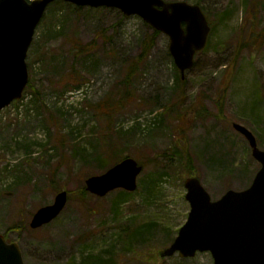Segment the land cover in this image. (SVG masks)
I'll return each instance as SVG.
<instances>
[{
    "label": "rangeland",
    "instance_id": "374dc122",
    "mask_svg": "<svg viewBox=\"0 0 264 264\" xmlns=\"http://www.w3.org/2000/svg\"><path fill=\"white\" fill-rule=\"evenodd\" d=\"M167 1L201 4L212 31L183 80L169 51L170 38L159 32L131 81L136 101L112 118V131L127 132L126 153L147 165L140 186L128 201L119 200L118 190L102 198L89 196L86 203L71 199L59 217L32 229V214L54 201L56 189L75 191L88 175L102 172L93 158L106 123L92 105L106 99L123 78L124 68L142 53V40L155 30L141 17L124 16L118 9L84 8L78 14L64 4L51 6L39 24L27 57L31 86L40 89L38 99L28 91L0 112V234L20 244L26 264L213 263L209 252L192 258L158 257L190 211L185 197L190 174L181 167L169 170L163 154L176 149L175 142H187L192 173L214 199L230 188L251 184L260 164L233 122L251 129L264 149V43L259 49L247 44L249 49L235 54L243 39L264 41V0ZM255 5L258 8L251 10ZM260 31V36L252 35ZM72 39L96 43L95 54L87 61L76 57ZM40 53L45 56L38 60ZM65 70L74 72L69 82L80 84L78 88L56 82ZM221 95L225 104L218 116ZM41 101L49 107L40 110ZM162 103H177L181 118L164 112ZM196 104L204 106L206 118L197 119ZM96 142L98 149L93 148ZM84 149L93 152L88 161L80 153ZM161 173L168 174L160 177ZM125 223L140 228V236L121 239L120 226Z\"/></svg>",
    "mask_w": 264,
    "mask_h": 264
},
{
    "label": "water",
    "instance_id": "95a60500",
    "mask_svg": "<svg viewBox=\"0 0 264 264\" xmlns=\"http://www.w3.org/2000/svg\"><path fill=\"white\" fill-rule=\"evenodd\" d=\"M57 0H0V111L19 100L29 82L27 55L36 28L47 7ZM78 6L113 7L125 15H137L170 38L169 51L182 77L194 66L197 51L207 43L210 25L198 4L166 0H63ZM252 147L261 168L250 187L229 189L217 200L196 176L185 181L190 202L187 221L173 243L161 253L181 257L210 251L213 264H264V150L246 126L235 123ZM143 166L126 157L102 174L87 178V190L104 196L124 188L134 191ZM67 191L57 194L54 203L41 207L31 226L38 228L54 220L65 208ZM0 264H25L18 243L0 235Z\"/></svg>",
    "mask_w": 264,
    "mask_h": 264
},
{
    "label": "trees",
    "instance_id": "16d2710c",
    "mask_svg": "<svg viewBox=\"0 0 264 264\" xmlns=\"http://www.w3.org/2000/svg\"><path fill=\"white\" fill-rule=\"evenodd\" d=\"M54 4H64L66 5V7H70L72 9V11L74 13H78L81 14L84 11V8H88V7H81V6H75L71 3H66L63 1H57L53 4H51L49 6V8L51 6H53ZM254 8H258L257 5L252 6ZM48 8V10H49ZM103 8H98V9H94V8H90L89 10H102ZM47 10V12H48ZM224 16H227L226 14ZM159 34V31L154 30V32L151 35H147L143 40V50L142 53L137 57L136 60H134L133 62H130L125 68H124V75L123 78H120V80H118L116 82V85L114 87V89L111 91L110 94L107 95L106 99H104L103 101L97 102L96 105H92V109L96 112L95 114L98 116V118L102 119L105 121L106 126L104 127V130L102 132V135L99 136L101 138H103V140L101 139L99 142V150L97 151V153L95 154V156L93 155V152H89L88 149H84L82 150L80 153H82L83 155V160L85 159L86 161H88L89 159H91L92 156H94L93 159H95V161L97 162L100 170H105L108 167H110L113 163L118 162L119 160L123 159L126 156H129L128 153H126L129 144V141H125L123 139L124 135H127L126 131H124L123 129L121 130H116L114 129L112 131V118L114 117V115L121 111V109L125 106H127L128 104L132 103L133 101H136V99H133V89H132V80L133 77L137 75V72L139 70V64L146 58H148L149 54H150V50L153 48L154 44H155V36ZM73 42H71V52L74 54H76L77 56H83L82 58L84 59V61H87L90 57H92L95 54V49H96V43H90V44H82L81 41L77 40V39H72ZM96 42V41H94ZM36 40L33 41L30 51L33 49V46L35 45ZM45 53H40L38 54V60L44 58ZM74 77V72L72 70H65L62 72V74L57 76V83H66L68 86H73L74 88H78L80 86V84H75L70 83L69 81ZM56 84L54 82H52V85ZM54 88V87H52ZM59 88V87H56ZM264 88V85H263ZM68 89V88H66ZM65 89V90H66ZM180 89V88H179ZM183 89V88H182ZM31 92L34 97L35 100L37 101L38 96L40 94V89L37 88L36 86H31V81L29 82L27 89L25 90L26 92ZM174 106L170 107L169 103L165 104L162 103L160 106L164 107V112H168L167 114H170L172 112H175V115L177 116V119H180L182 116V111L179 109V105L177 103H173ZM154 105L156 106V103H154ZM39 107L40 110H42L41 108H45L47 109V107H49L48 102L47 101H41L39 102ZM170 107V109H169ZM114 108V109H113ZM158 108V107H156ZM176 109V110H175ZM60 110V109H59ZM174 110V111H173ZM203 110L204 108L201 110V112H199V115L203 114ZM111 111V112H109ZM172 111V112H171ZM114 112V113H113ZM49 119H51L50 121H54V124H58L57 122V118L54 116H49ZM181 121V120H180ZM57 122V123H56ZM185 130V128H184ZM182 128H179V131H184ZM177 131V127L173 130V132ZM143 141V139H142ZM124 142V143H123ZM63 143V141H62ZM175 145L177 146L176 149H174L170 154H168L167 152H165L163 154V156H168V164H167V168L169 170L172 171H177V169L179 167L188 170L189 174H193L192 173V169H193V158L192 156L188 153V144L187 142H184L183 146H180L177 142H175ZM93 148L98 149V142H96V145H93ZM142 163V162H141ZM146 163V162H145ZM144 164V163H143ZM145 165V164H144ZM145 167H147V165H145ZM158 168V165H155V169ZM164 170V169H162ZM165 171V170H164ZM90 172V171H89ZM91 173V172H90ZM86 174H89L88 172ZM168 173H161L160 177H162L163 175H166ZM153 181H155V179H151L150 183H153ZM153 185V184H151ZM149 186V184H148ZM141 187L142 189L144 188V182L143 179H141ZM120 196H119V200L120 201H128L129 196L131 195V193L129 192H125L123 190H119L118 191ZM92 197V195L85 189V185L82 184L80 186L79 189L75 190V191H70L69 192V199H76L80 202L86 203L87 198L88 197ZM118 205H120V203H118ZM134 217L132 216L130 219H133ZM132 223L131 224H124L120 226V235H121V239H126V240H133L136 236H140L138 235L141 230L140 228H132ZM132 229L131 232L128 231V229ZM173 237H170V243L173 241ZM160 252L158 251V257L160 260Z\"/></svg>",
    "mask_w": 264,
    "mask_h": 264
},
{
    "label": "flooded vegetation",
    "instance_id": "af4514ba",
    "mask_svg": "<svg viewBox=\"0 0 264 264\" xmlns=\"http://www.w3.org/2000/svg\"><path fill=\"white\" fill-rule=\"evenodd\" d=\"M206 15H207V17H208V14L206 13ZM208 19H209V17H208ZM209 22H210V20H209ZM210 25H211V22H210ZM211 31H212V25H211ZM211 33V32H210ZM261 33H262V31H260V32H258V33H252V35L254 36V37H257V36H260L261 35ZM241 35V34H240ZM239 35V36H240ZM209 38H210V35H209ZM209 38H208V44H209ZM264 43V41H261V42H259L258 40H255V41H250V42H246V39L244 40L243 39V41H242V44H240L239 46H238V49H237V51H236V57L237 56H239L238 54H240V52H241V50L242 49H245V48H248L249 49V47H248V45L247 44H249L250 45V47H253L254 49H259L261 46H262V44ZM222 97H220L219 99H218V101H217V104H216V106H217V109H219V112L217 113V114H219V116L221 115V113L223 112V107H224V104H225V98H224V96L223 95H221ZM199 108H200V105L199 104H196V106H195V112H196V117H197V119L199 120V118H206L204 115H205V113H203L202 115H199ZM211 113H213V112H211ZM211 113H208V114H210L211 115ZM200 121H201V119H200ZM35 213V212H34ZM33 216H34V214H32V216H31V219H33ZM22 218H23V216H22ZM6 239H7V242H13V240H11L10 238H9V236L8 235H6Z\"/></svg>",
    "mask_w": 264,
    "mask_h": 264
}]
</instances>
